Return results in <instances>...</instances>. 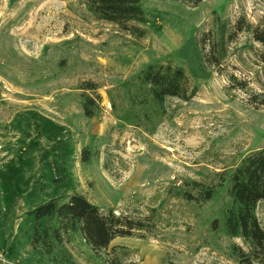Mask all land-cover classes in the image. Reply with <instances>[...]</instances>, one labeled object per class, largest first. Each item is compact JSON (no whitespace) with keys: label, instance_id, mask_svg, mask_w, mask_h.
Instances as JSON below:
<instances>
[{"label":"rangeland","instance_id":"1","mask_svg":"<svg viewBox=\"0 0 264 264\" xmlns=\"http://www.w3.org/2000/svg\"><path fill=\"white\" fill-rule=\"evenodd\" d=\"M140 2L141 38L87 0H0V264H241L234 247L248 251L226 219L232 173L264 148V48L243 31L220 66L210 59L222 29L260 25L264 1ZM167 64L185 70L191 101L155 102L143 74ZM74 192L144 230L99 253L80 234L35 242L29 213ZM257 216L264 228V204Z\"/></svg>","mask_w":264,"mask_h":264},{"label":"trees","instance_id":"2","mask_svg":"<svg viewBox=\"0 0 264 264\" xmlns=\"http://www.w3.org/2000/svg\"><path fill=\"white\" fill-rule=\"evenodd\" d=\"M87 5L96 20L115 24L121 30L140 38L144 35V31L135 26L148 23L140 0H87ZM243 31L251 33L254 41L264 48V17L257 27L241 19L234 34H229L225 29L221 30L219 40L212 47L213 54H217L218 58L210 59L211 64L220 66L227 54L228 44ZM260 60L264 64V53ZM143 75L144 82L150 85L152 96L158 104H165L169 98L189 102L197 94V89L190 87L189 78L182 68L170 64L150 66ZM240 86L242 90L246 88ZM84 99L86 117H95L96 100L90 97ZM83 154V161L87 163L88 151ZM58 170L61 171L62 168L58 167ZM61 180L63 178H57L56 182ZM214 193L215 188L204 190L201 200L210 201ZM229 196L233 206L226 219L228 234L232 238L242 239L248 246V251L234 247L235 255L241 264H264V228L257 216L259 205L264 204V148L245 157L234 170L230 178ZM29 215L35 218V242H46L45 239L52 238L58 243H65L80 234L96 253L107 251L116 239L134 237L136 231H143L145 228L143 224L127 217L118 218L113 212L104 214L84 195L75 192L65 193L61 198L54 197L35 207ZM46 220L54 221L55 224L45 228L40 234L39 226ZM106 264L123 263L112 258L106 260Z\"/></svg>","mask_w":264,"mask_h":264}]
</instances>
